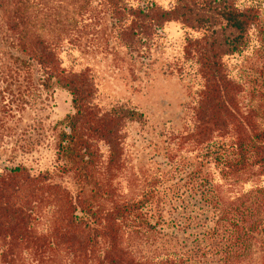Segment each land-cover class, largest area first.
Wrapping results in <instances>:
<instances>
[{"label":"trees","instance_id":"16d2710c","mask_svg":"<svg viewBox=\"0 0 264 264\" xmlns=\"http://www.w3.org/2000/svg\"><path fill=\"white\" fill-rule=\"evenodd\" d=\"M0 8L9 16L19 50L46 74L43 86L56 84L71 95L73 111L54 126L55 148L61 173L70 174L78 185L72 189L51 171L34 172L24 164L2 167L1 264H27L28 260L49 264L53 251L64 253L68 264H248L256 248L264 264V185L256 184L233 197L225 195V185L244 175V180L254 173L264 176V129L233 113L230 103L238 84L229 78L223 60L247 45L248 30L257 20L252 9L240 10L234 0H208L205 7L196 0H176L168 9L154 0L125 6L132 18L126 33L131 48L140 36L146 39L155 30L163 33L171 21L204 31L201 37H187L204 81L194 135L200 144L212 142L208 156L220 181L197 166L187 186L195 202L184 199L175 205L172 199H157L153 190L132 199L115 198L113 181L121 168L124 126L127 121L145 122L144 113L126 105L102 109L94 101L95 83L88 70L62 68L21 6L0 0ZM232 129L231 151L225 141H213L216 135L227 137ZM100 143L107 148L106 161ZM43 207L52 209L45 233L34 226ZM181 226L197 229L187 257L178 252L186 247L179 241ZM149 235L155 237L151 242ZM150 249L154 250L147 254Z\"/></svg>","mask_w":264,"mask_h":264},{"label":"rangeland","instance_id":"374dc122","mask_svg":"<svg viewBox=\"0 0 264 264\" xmlns=\"http://www.w3.org/2000/svg\"><path fill=\"white\" fill-rule=\"evenodd\" d=\"M142 1L11 0L24 9L31 28L47 41L62 68L92 74L96 104L102 109L126 105L144 113L145 122L127 121L124 126L121 168L113 181L115 198L132 199L153 190L157 199H172L175 205L184 199L194 203L196 198L187 186L197 166L211 171L220 181L208 156L212 142L200 144L194 135L204 81L187 37H201L204 31L171 21L163 33L155 30L146 39L140 36L131 48L126 44V33L132 18L125 6H138ZM154 1L167 9L176 3ZM196 1L205 7L208 0ZM234 2L240 10L252 9L257 20L248 30L245 48L223 57L229 78L238 84L230 105L239 120H251L264 129V0ZM8 23L9 16L0 8V172L4 166L24 164L34 172L49 170L63 184L77 189L72 176L61 173L55 148L54 126L73 111L71 95L56 84L43 86L46 74L19 50ZM234 139L232 129L227 137L216 135L213 141H225L231 151ZM100 146L106 161L107 148L103 143ZM244 177L225 185L226 197L264 185V176L254 173L249 180ZM167 210L175 212L174 207ZM38 213L34 226L45 233L52 209L43 207ZM196 231L194 227L179 228V241L186 247H179L178 252L185 257ZM148 237L150 242L155 238ZM51 255L49 264H68L64 253L53 251ZM261 255L260 249H254L248 264H260Z\"/></svg>","mask_w":264,"mask_h":264}]
</instances>
